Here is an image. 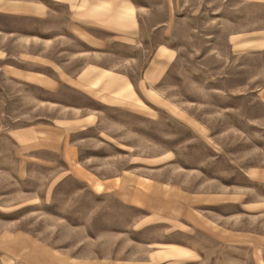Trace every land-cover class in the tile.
<instances>
[{"label": "crops", "instance_id": "obj_1", "mask_svg": "<svg viewBox=\"0 0 264 264\" xmlns=\"http://www.w3.org/2000/svg\"><path fill=\"white\" fill-rule=\"evenodd\" d=\"M230 1L234 16L224 18L230 26L229 54L264 69V0ZM176 2L0 0L1 71L14 86L48 95L38 104L51 112L8 131L15 178L26 181L32 167L45 169L47 201L58 185L72 178L92 195L111 196L139 212L133 233L153 229L158 236L132 242L139 248L138 258L99 262L83 258L82 243L66 248L22 231L0 232V264H264V165L249 166L232 179L206 171L205 163L204 171L183 168L174 153L128 161L127 167L108 175L82 160L83 148L98 143L100 126L110 114L156 125L165 112L194 133L202 132L197 137L205 141V131L160 91L177 57L174 48L158 44L135 81L113 63L118 50L142 46L148 15L161 12V22L152 29L169 36L181 19ZM8 45H14V57L3 51ZM257 78L261 80L253 92L264 110V71ZM255 122L264 126V117Z\"/></svg>", "mask_w": 264, "mask_h": 264}, {"label": "rangeland", "instance_id": "obj_2", "mask_svg": "<svg viewBox=\"0 0 264 264\" xmlns=\"http://www.w3.org/2000/svg\"><path fill=\"white\" fill-rule=\"evenodd\" d=\"M233 6L230 0H177L181 19L176 20L169 36L152 29L161 22L162 13L148 15L142 46L135 51L118 50L113 62L135 81L158 44L174 48L177 57L160 91L166 101L196 121L205 131V141L197 137L202 132L194 133L165 112L156 125L134 116L110 114L100 126L98 143H88L82 150L85 166H99L100 172L108 175L127 167L128 161L174 153L177 165L183 168L203 170L205 163L206 171L235 179L249 166L264 165V126L255 122L264 117V110L253 92L264 69L260 63L236 60L229 54L226 34L230 26L224 18L234 16L229 11ZM2 48L7 57L14 55V45ZM122 58L135 60L125 62ZM2 64L0 59V232L22 231L66 248L82 243L83 258L99 262L140 257L132 242L154 241L158 236L153 229L142 235L132 232L140 215L136 210L111 196L92 195L72 178L58 185L47 201L49 173L39 167L31 168V179L15 178L14 146L8 131L51 112L38 104L48 95L27 85L14 86V80L1 71ZM92 156L114 159L95 160Z\"/></svg>", "mask_w": 264, "mask_h": 264}]
</instances>
